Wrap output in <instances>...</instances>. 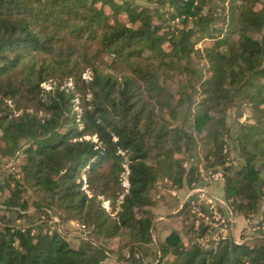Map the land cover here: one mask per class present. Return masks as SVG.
Wrapping results in <instances>:
<instances>
[{
    "label": "trees",
    "instance_id": "trees-1",
    "mask_svg": "<svg viewBox=\"0 0 264 264\" xmlns=\"http://www.w3.org/2000/svg\"><path fill=\"white\" fill-rule=\"evenodd\" d=\"M144 1L154 8L134 0H0V139L5 157L29 144L21 152L20 180L0 172L2 218L33 224L57 213L62 221L80 220L101 242L73 248L58 233L5 231L0 264H105L106 245L125 236V264H264V232L253 245L231 240L212 251L185 249L171 232L158 245V260L138 255L154 242L156 184L168 178L187 189L195 167L184 164L200 151L207 169L226 172L222 190L234 215L250 219L264 203V0ZM205 40L213 45L198 49ZM193 56L205 59L199 71L185 65ZM174 71L187 78L182 97L161 82V73ZM51 80H72L91 95L82 132L66 113L64 92L42 99V84ZM238 100L253 117L235 141L242 160L236 169L226 166V138ZM32 107L51 116L39 118L28 112ZM93 135L101 149L80 141ZM82 170L91 195L83 190ZM124 173L129 189L118 206ZM29 189L39 202L25 199ZM100 197L112 203L114 218Z\"/></svg>",
    "mask_w": 264,
    "mask_h": 264
},
{
    "label": "rangeland",
    "instance_id": "rangeland-1",
    "mask_svg": "<svg viewBox=\"0 0 264 264\" xmlns=\"http://www.w3.org/2000/svg\"><path fill=\"white\" fill-rule=\"evenodd\" d=\"M134 2L136 3V5H140L142 7H147L150 9L154 8V6L147 4L144 0H134ZM171 25L175 26L174 23H172ZM228 25H229L228 23L225 24L221 22L219 24V27H223L224 29H226L225 30L226 33L228 32V28H227ZM212 45L213 43L211 41L205 40L200 42L197 48L203 50L206 47H211ZM204 63H205V59L199 56H193L191 60L185 63V65L190 66L195 71H199L203 67ZM83 79L85 80L86 83H89L92 80V72L88 70L87 73L84 75ZM161 82L163 85L169 88L172 93L179 94L181 97L182 94L186 92L187 78L185 77V75H181L176 71L161 73ZM42 88L44 90V95L42 97L44 101H50L49 98L56 97L58 91L65 93L66 98L68 100L66 113L70 116L71 119H75L77 125V132H82L84 127L81 124L80 120L84 113L83 104L85 98L89 100L91 98V95L87 93V96H84L85 92L84 91L82 92L79 88H77L72 80H68V81L51 80L48 81L47 83L42 84ZM9 106L15 109V107L12 105V102H9ZM28 112L33 114L36 113L39 118H48L51 116V113L46 114L45 112L40 111L34 107H32ZM14 113L15 116L18 117L19 115L22 114V111L17 112L15 110ZM184 114H185L184 109H181L180 121L184 119ZM252 115L253 114L250 105L246 101L244 102L239 100L237 101V104L234 106V108L229 111L228 114L229 135L226 138V140L229 142L228 144L231 151L230 158L235 163L234 166L232 167L236 169H239L241 167L242 160L240 158L239 151H237L236 149L235 141H237L240 126L243 124L252 123V117H253ZM189 126L190 125L187 124L186 128L190 129ZM80 141H87L96 144L97 145L96 150L102 148L101 144L99 143V138L95 135L84 136L80 139ZM0 146H2V148H0V172H3V174H5L6 176L13 175L14 178L15 173L17 174L18 171L20 172V167L15 166L14 163H12V160H14L13 157H5V147L2 145L1 139H0ZM22 146L23 149L20 152H17L15 154V157L18 156L22 158L23 155L21 152L27 149L29 147V144L26 142H22ZM199 154H201L203 160L205 153L200 151ZM190 158H194V157H189L188 159ZM7 159L8 162H4ZM6 163L8 164L12 163V166L9 168ZM85 172L86 170H82L80 176L83 181V190L88 195H91L88 185L89 183L88 176L85 174ZM166 179L164 178L158 181V183L154 188V191L152 192L154 199V207L152 208V211L155 214L154 230H153L154 242L149 246H143V249L138 254L139 256L143 255L144 259H146L148 263H153L159 259L158 245L171 232L179 233L181 237L184 236L182 239H184L185 242H188L189 239L186 236L187 230H186V223L183 219V215L179 214V207L187 189L181 190L176 188L172 180L171 181L168 180L169 182H171V185L163 184L164 180ZM122 188H123V193L121 199L118 202V206L120 205L121 200L123 199V195H125L129 189V181H128L127 173L126 174L124 173L122 176ZM215 192L219 194V196L223 197V199L225 200L222 186L220 187V189H216ZM40 198L41 197L37 195L34 192V190L31 189H29V191L25 196V199L30 203H33L34 201L39 202ZM99 200L101 201V207L105 210V212L108 213L112 218H114L116 216V212H114L113 210L112 203L110 201H107L105 197H100ZM222 211L227 216L229 215L228 211L225 208ZM263 213H264V203L262 205L261 211L258 214L250 216V220H249L250 222H248L249 218L245 219L244 217H241L239 215H234V221H235L234 237L236 241L240 243L242 241L248 242L249 244L253 245L263 237V232H264V223L262 218ZM56 215L57 216H55L56 217L55 219L62 223L63 226L62 233L65 235L66 240L70 243L71 247L73 248L80 247L82 245L83 240H91L94 243L100 245L101 243L100 239H98V237L92 231L88 234H84V233L76 234L73 231L70 222L71 221L80 222V220L62 221L60 218L61 217L60 214L56 213ZM260 225L262 226L260 227ZM128 242L129 240L125 236L122 237L121 239H116V241L112 245L109 244L106 245L105 248L107 250L110 249L109 252L111 254V257L109 260L106 261L105 264H125L123 263V259L128 257L130 252V248L127 244Z\"/></svg>",
    "mask_w": 264,
    "mask_h": 264
},
{
    "label": "built area",
    "instance_id": "built-area-1",
    "mask_svg": "<svg viewBox=\"0 0 264 264\" xmlns=\"http://www.w3.org/2000/svg\"><path fill=\"white\" fill-rule=\"evenodd\" d=\"M224 152L227 154L229 153L228 146H225ZM199 158L200 159H187L184 164L185 169H191L193 166L195 167L196 177V180L187 188L179 207V213L183 215V219L186 223V236L189 238L188 242H185L183 239L184 248L190 249L199 247L207 251H212L222 243L231 240L240 243L236 241L234 237L235 221L232 207L226 200L214 194L212 190L216 185L224 186L226 172L223 169H207L201 154H199ZM13 159L12 163H14L15 166L20 167L22 165L23 157L14 156ZM4 162H8V159ZM12 163L6 164L10 168ZM234 164V161L230 158L226 166L230 167L234 166ZM15 178L20 180L19 171L17 174L15 173ZM163 184L171 185V182L164 180ZM224 208L228 211V216L222 211ZM0 209H4L1 203ZM2 216L3 214L0 213V234L8 231L10 234L20 232L21 234L30 233L31 236H35L42 231L45 235L52 236L58 233L65 237L62 233V223L57 221L55 216H51L50 218L42 216L39 221L33 224H28L22 219H15L13 223L8 224ZM249 220L250 219H248V222H250ZM70 223L72 226L71 228L76 234L90 233L84 224L78 221H71ZM241 243L244 242L242 241Z\"/></svg>",
    "mask_w": 264,
    "mask_h": 264
},
{
    "label": "crops",
    "instance_id": "crops-1",
    "mask_svg": "<svg viewBox=\"0 0 264 264\" xmlns=\"http://www.w3.org/2000/svg\"><path fill=\"white\" fill-rule=\"evenodd\" d=\"M220 187H221L220 185H216V186L213 187L212 190H213L214 194L219 196V194H217L215 191H216V189H220ZM219 197L223 199V197H221V196H219Z\"/></svg>",
    "mask_w": 264,
    "mask_h": 264
}]
</instances>
